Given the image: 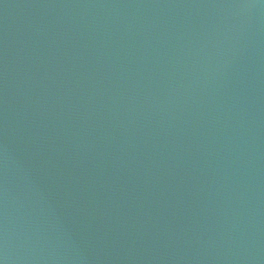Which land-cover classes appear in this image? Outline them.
Here are the masks:
<instances>
[{
  "label": "water",
  "instance_id": "obj_1",
  "mask_svg": "<svg viewBox=\"0 0 264 264\" xmlns=\"http://www.w3.org/2000/svg\"><path fill=\"white\" fill-rule=\"evenodd\" d=\"M0 264H264V0H0Z\"/></svg>",
  "mask_w": 264,
  "mask_h": 264
}]
</instances>
